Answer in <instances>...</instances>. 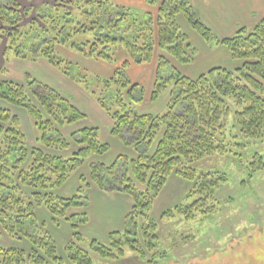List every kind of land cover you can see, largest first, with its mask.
Listing matches in <instances>:
<instances>
[{"label":"trees","instance_id":"trees-1","mask_svg":"<svg viewBox=\"0 0 264 264\" xmlns=\"http://www.w3.org/2000/svg\"><path fill=\"white\" fill-rule=\"evenodd\" d=\"M11 1L10 6L0 3V39L7 38V59L45 58L65 76L83 84L113 118L111 134L132 147L135 156L129 159L121 154L109 165L91 162L88 177L80 176L84 185L77 193L57 195L54 191L65 185L91 154L104 155L110 145L100 141L96 127L82 128L69 138L61 133L65 125L87 114L55 86L30 74L26 84L0 79V99L31 115L39 132L37 140L43 146L60 150L72 143L78 146L70 157L30 148L19 116L0 106V237L6 233L13 240L25 239L32 245L27 251L0 242V264H93L91 252L106 260L117 259L124 255L126 246L143 252L142 232L153 248L157 224L148 213L172 174L194 181L192 194L200 195L187 207L177 206V213L192 219L198 213L214 212V205L207 202L220 178L197 174L188 165L217 151L225 152V140L233 132L247 139L264 136V17L219 39L199 17L192 0H144L140 5L113 0H54L35 10ZM180 14L205 42L225 46L230 57L242 64L234 69L216 66L196 78L182 74L170 58L189 64L196 48L179 24ZM77 35L82 38L69 42ZM63 47L119 66L111 77H89L70 59L58 55L57 50ZM120 50L124 55L116 58ZM155 59L151 101L166 90L170 100L163 114H140L133 104L143 101L145 88L133 83L126 71L132 64ZM93 81L96 88H92ZM91 183L102 190L129 194L133 205L124 230L111 232L109 244L93 239L86 248L79 228L88 222L87 214L70 213V209L89 203L86 189ZM41 207L53 221L71 223L74 232L65 245L66 257L58 254L56 241L39 220L37 210ZM166 214L174 215V211ZM139 218L145 222L140 224Z\"/></svg>","mask_w":264,"mask_h":264},{"label":"rangeland","instance_id":"rangeland-1","mask_svg":"<svg viewBox=\"0 0 264 264\" xmlns=\"http://www.w3.org/2000/svg\"><path fill=\"white\" fill-rule=\"evenodd\" d=\"M7 1L0 0V3L10 6L12 1ZM203 1L198 0V11L202 12V17L200 13L199 17L213 29L219 39L232 36L240 24L249 27L252 24L250 20L253 17L245 16L241 11H238L240 14H232L230 11L231 6L238 2V4L246 7L252 5L264 9L263 0H220L228 5L229 14L212 20L209 17L208 7L203 4ZM113 2L122 5L145 3L144 0H113ZM203 8L206 11H203ZM33 16H36L35 12ZM257 16L260 19L259 14ZM28 20L29 18L26 19V21ZM178 21L182 30L187 33L192 45L196 47V54L193 55L194 61V57L199 51L197 61L192 60L191 63L186 65L179 63L172 57L170 58L172 65L177 67L182 74L190 78H196L198 77L197 73L201 71L205 73L216 66L234 69L242 64V62L230 57L225 46L216 42L207 44L191 28L183 14L178 16ZM223 22L227 25V28ZM233 24L236 29H232ZM81 38L82 36L77 35L69 42ZM6 41L7 38L2 36L0 39L1 48H5ZM73 51L71 50V52ZM57 52L60 57H65L64 50L59 48ZM122 55L124 53L121 50L115 53L116 58L122 57ZM29 58L31 57L29 56ZM2 59H0L1 62ZM4 59V62L7 63V56H4ZM81 62L80 64L85 68V72L89 77L95 75L108 77L109 71L113 69L112 66L116 65L114 62L106 63L85 58H82ZM151 67V64L137 65L136 68H128L126 71V76L131 81L138 80L137 82L146 90L143 101L136 102L133 106L135 111L140 114H163L166 112L170 100L168 90L164 91L155 101L147 100L149 99L147 95L149 94L150 82H152V79H150ZM3 77L10 78V74L0 70V78ZM92 88H96L94 81L92 82ZM134 96H139L138 91H135ZM16 112L22 120V128L28 137V144L31 146L32 134L35 137V142L36 137L39 136L34 120L23 108H18ZM89 112L91 116L94 115L91 111ZM63 135L70 137L71 134L67 129L65 133L63 132ZM106 135L104 130L99 132L100 141L110 144L109 152L103 156L91 154L87 158V162L71 174L66 184L54 191L57 195L71 197L76 193V186L79 183L83 187L84 184L81 182L80 176L88 177L89 167L87 163L93 157L109 165L121 154L126 155L129 159L134 156L131 147L123 145L117 138H109ZM225 143L227 145L225 152L217 151L188 165L195 169L197 174L211 173L214 178H220L219 186L212 191L213 197L207 202V205H214V212L198 213L192 219H187L183 213H177L175 211L177 206L187 207L200 195L192 194L194 181L172 174L155 197L148 213V218L157 224L155 246L149 248V244L141 230L142 253L126 246L123 256L106 260L97 253L91 252L93 264H264V136L259 139H247L240 133L233 132L232 135L226 138ZM72 153L71 150L70 152L67 150L63 154L65 157H70ZM27 190L29 191V189ZM106 195L102 194L101 197L96 198L93 193L92 198H89L91 200L90 204L70 209V213L87 214L88 222L79 228L82 235V245L86 248L89 247L93 239L109 244V234L111 232L124 230L121 228L123 225L120 226L122 205L114 202ZM108 207L110 211H107ZM170 210L174 211V215L166 214ZM48 213L42 207L38 211V218L45 223V229L56 241L58 254L66 257L65 245L72 238L74 232L71 223L63 219L52 220L54 222L52 223ZM143 222L145 220L139 218V223L142 224ZM0 242L7 246H20L27 251L32 247L29 241L25 239L13 240L6 233L2 234Z\"/></svg>","mask_w":264,"mask_h":264},{"label":"crops","instance_id":"crops-1","mask_svg":"<svg viewBox=\"0 0 264 264\" xmlns=\"http://www.w3.org/2000/svg\"><path fill=\"white\" fill-rule=\"evenodd\" d=\"M5 1L8 2L7 0H5ZM17 1L20 2L23 7H33L34 10L41 5L53 4V2H54V0H17ZM192 1L195 5V9L197 10L198 14L200 13V15L202 17V14H201L202 12H199L198 11L199 8L197 7L198 6V0H192ZM263 2H264V0H263ZM203 4L206 7H208L209 17L212 20H216V18L219 19L220 16L229 14L228 5L225 2H222L220 0H214V1L213 0L212 1L204 0ZM126 5H128V4H126ZM130 5H134V3H131ZM202 10L206 11L205 8H203ZM230 11L232 14L233 13L240 14L238 11H241L245 14V16L253 17L250 20V23H252V24H250L251 26L253 24H255L256 22H258L261 18L264 17V9L263 8L262 9H261V7L256 8L252 5H250L249 7H246L244 5L238 4V2L235 5L231 6ZM257 14H259L260 19L258 18ZM252 15H254V16H252ZM223 24L227 28V25L224 22H223ZM224 25H223V27H225ZM240 26H248V25H241L240 24ZM240 26H237V29ZM231 27H232V29H236L234 24ZM237 29H236V31H237ZM207 44H211V43H207ZM61 50L65 51V57L66 58L70 59L73 63H75L77 65V67H80V69L84 70V71H86L85 68L82 67V65L80 64V63H82L81 62L82 58L94 59V58L84 57L81 54L77 53L76 51H73L74 52L73 53V52H71V49H68L65 47L61 48ZM198 54H199V51H197V55L194 57L195 61H197ZM4 56H5V48L3 49L0 47V59L1 58L4 59ZM3 59H2V62L0 61V70H2V71L4 70L7 73H9L10 78L3 77L0 79L11 80V81H14L17 83L26 84L27 83V74H30L31 77L38 79L40 81L46 82V83L53 85L56 88H58L65 96L69 97L70 101L75 106H77L81 111H83L84 113L87 114L86 118L79 120L77 122H74L72 124L65 125L63 128H61L60 130H61L62 134H63V132L65 133V131L67 129L70 132V134H72L75 131H78V130L85 128V127H87V128L96 127V128H98L99 132L104 130L105 135L107 134L106 136H108L109 138H116L110 132V129L114 123L113 118L101 107V105L98 103L97 99L92 95V93L90 91H88L87 89H85L83 84H81L77 81H74V80L70 79L69 77L65 76L63 73H61L60 70H58L56 67H54L45 58L33 59V58H29V57L21 58V57H17V56H11L10 59H8L7 63H5L4 62L5 59L4 60ZM97 61H101V60H97ZM102 62H105V61H102ZM106 63H108V62H106ZM148 64H151V66H152L151 67V76H150V79H152V82H150L149 94L147 95V98H149V99H147V100H151V94H152V90H153V87L155 84V78H156V72H157V61L155 59L154 61H152L151 63H148ZM141 65L144 66L147 64H141ZM141 65H138V66H141ZM118 66H119V63H116V65L112 66L113 69L109 71L108 77H111L113 75L115 69ZM136 66L137 65L132 64L130 68H136ZM5 67H6V69H5ZM76 69L80 70L78 68H76ZM203 73L204 72L201 71V72L197 73L196 75L199 76ZM99 76H101V75H99ZM101 77H103V76H101ZM108 77H105V78H108ZM137 81L138 80H135V82L134 81H132V82L133 83H139ZM0 106L9 109L13 114H16V115H18L16 112V111H18V108H22V107L10 104V103L6 102L5 100H1V99H0ZM89 111H91L96 117L94 115L91 116ZM25 117H27V116L25 115ZM19 118H20V116H19ZM21 123H22V120H21ZM38 137H36V142H35L34 141L35 137L32 134V138H31L32 145L30 146L28 144V146L30 148H33V147L34 148H41L48 153L55 154V155H61V156H65L63 153H65V151H67V150H69V152H70V150H71V152H75L78 148V146L75 143H72L69 148L64 149V150L47 148V147L43 146L37 140ZM67 138H69V137H67ZM117 140L120 141L118 138H117ZM27 143H28V137H27ZM133 152H134V156H135V151L133 150ZM101 156H103V155H101ZM94 161H98V160H96L95 157H93L87 163L88 167H89L88 168L89 171L87 173L88 175L90 172V163L94 162ZM102 162H104V161H102ZM81 186H82L81 183H79L78 186H76V193L78 191V188H80ZM86 192H87V194L89 193L90 199L92 198L93 193L96 196V198L98 196L101 197L102 194L103 195L109 194V195H106V197L111 198L114 202L121 204L122 210H121V216H120L121 217L120 226L123 225V226H121V228L122 229L125 228L126 216L130 212L132 205H133V200L129 194L123 193V192H118V191L102 190L93 183H91V185L88 187ZM90 199H89V204L91 201ZM41 209H42V207L37 210V214H38V211ZM109 209L110 208L108 207L107 211H110ZM45 210H47V209H45ZM48 214H50V213H48ZM50 219H51V221L53 220V217L51 216V214H50ZM52 223H54V222L52 221ZM118 229H120V228H118ZM122 229H120V230H122Z\"/></svg>","mask_w":264,"mask_h":264}]
</instances>
